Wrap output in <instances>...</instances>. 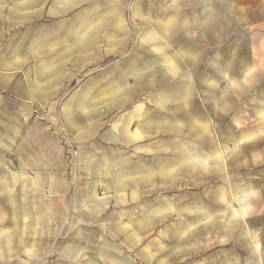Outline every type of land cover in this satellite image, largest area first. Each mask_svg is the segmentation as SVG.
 <instances>
[{
    "label": "rangeland",
    "instance_id": "1",
    "mask_svg": "<svg viewBox=\"0 0 264 264\" xmlns=\"http://www.w3.org/2000/svg\"><path fill=\"white\" fill-rule=\"evenodd\" d=\"M0 264H264V0H0Z\"/></svg>",
    "mask_w": 264,
    "mask_h": 264
}]
</instances>
